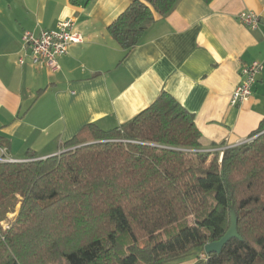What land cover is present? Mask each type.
I'll return each mask as SVG.
<instances>
[{
    "label": "trees",
    "instance_id": "1",
    "mask_svg": "<svg viewBox=\"0 0 264 264\" xmlns=\"http://www.w3.org/2000/svg\"><path fill=\"white\" fill-rule=\"evenodd\" d=\"M177 1L131 0L109 33L129 52ZM263 131L264 118L248 141L203 150L194 113L163 90L125 126L88 124L73 149L0 160V264H169L220 240L232 213L242 239L207 264L264 262Z\"/></svg>",
    "mask_w": 264,
    "mask_h": 264
},
{
    "label": "crops",
    "instance_id": "2",
    "mask_svg": "<svg viewBox=\"0 0 264 264\" xmlns=\"http://www.w3.org/2000/svg\"><path fill=\"white\" fill-rule=\"evenodd\" d=\"M131 0H0V135L8 155H55L91 123L109 130L127 125L163 91L194 113L203 150L247 140L264 118V70L251 98L232 105L244 64H264V0H178L155 14L139 44L127 52L108 27ZM261 17L251 29L242 11ZM73 19L83 40L60 57V68L34 66L25 31L39 34ZM204 247L169 264H207Z\"/></svg>",
    "mask_w": 264,
    "mask_h": 264
},
{
    "label": "built area",
    "instance_id": "3",
    "mask_svg": "<svg viewBox=\"0 0 264 264\" xmlns=\"http://www.w3.org/2000/svg\"><path fill=\"white\" fill-rule=\"evenodd\" d=\"M238 17L241 23L251 29L258 28L261 22L260 15L254 11H242ZM82 40L81 34L76 30V23L71 18L61 20L55 29H45L39 34L30 30L25 31L22 36L23 49L29 53L21 56L19 62L24 64L29 56L31 64L34 66H42L56 71L60 68V57L66 55L74 43L82 42ZM263 70L264 64L260 61L243 65L240 73L241 80L231 95L232 105L244 103L251 98L253 88ZM246 141L248 139L243 142ZM0 160L13 162V158L2 148H0Z\"/></svg>",
    "mask_w": 264,
    "mask_h": 264
},
{
    "label": "water",
    "instance_id": "4",
    "mask_svg": "<svg viewBox=\"0 0 264 264\" xmlns=\"http://www.w3.org/2000/svg\"><path fill=\"white\" fill-rule=\"evenodd\" d=\"M263 132H261L260 134H258L257 136L263 134ZM256 136V137H257ZM88 144V143H87ZM70 149H73V148H70ZM70 149H66V150H70ZM65 149L60 151L59 153L55 154V155H58L64 151H66ZM46 158V157H44ZM38 159H41V158H38ZM25 159H22V160H18V159H14L13 158V162H19V161H24ZM232 238H239V239H242L241 238V235L239 234V231H238V227H237V216L232 213V217H231V226L230 228L228 229V231L226 232V234L218 241H213V242H209L207 243L205 246H204V250L207 254H210V253H220L223 249V247L232 239Z\"/></svg>",
    "mask_w": 264,
    "mask_h": 264
},
{
    "label": "rangeland",
    "instance_id": "5",
    "mask_svg": "<svg viewBox=\"0 0 264 264\" xmlns=\"http://www.w3.org/2000/svg\"><path fill=\"white\" fill-rule=\"evenodd\" d=\"M15 215L16 214H10L9 217L12 218ZM4 224H7V222H4ZM256 264H264V262L261 259H259Z\"/></svg>",
    "mask_w": 264,
    "mask_h": 264
}]
</instances>
